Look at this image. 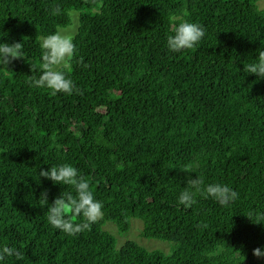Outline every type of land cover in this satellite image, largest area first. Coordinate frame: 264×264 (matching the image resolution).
Masks as SVG:
<instances>
[{
	"label": "trees",
	"instance_id": "trees-1",
	"mask_svg": "<svg viewBox=\"0 0 264 264\" xmlns=\"http://www.w3.org/2000/svg\"><path fill=\"white\" fill-rule=\"evenodd\" d=\"M259 1L0 0V37L24 52L0 68V245L22 249L23 264H264L252 254L264 249V80L243 71L264 48ZM57 4L62 14L49 15ZM72 10L68 75L83 94L52 95L30 86L39 37L68 28ZM176 12L205 35L169 53ZM62 161L103 202L102 218L74 236L46 220L42 194L52 203L66 186L38 176ZM189 175L239 196L220 206L196 193L184 208ZM134 218L144 238L175 243L170 253L117 248L105 223L128 233Z\"/></svg>",
	"mask_w": 264,
	"mask_h": 264
},
{
	"label": "clouds",
	"instance_id": "clouds-1",
	"mask_svg": "<svg viewBox=\"0 0 264 264\" xmlns=\"http://www.w3.org/2000/svg\"><path fill=\"white\" fill-rule=\"evenodd\" d=\"M61 14L62 9L58 4L49 10L51 16ZM172 19L175 23L165 42V48L169 53L192 49L204 37L203 26L198 22L184 19L182 12H176ZM2 37H0V68H8L13 60L24 57L23 43L4 42ZM39 49L40 71L38 76H32L30 86L47 89L52 95L58 93L82 95V90L68 75L71 70V58L77 51L73 30L56 26L54 31L39 37ZM84 67L87 65L85 64ZM243 71L255 75L257 81L264 80V48L260 47L256 50L255 58L249 56L243 63ZM48 165L50 166L46 170L40 168L38 176L51 181L54 186H66V188L52 203H48L47 192L42 194L47 206V223L68 236L88 230L103 216V202L94 196L88 178L71 163L62 161ZM180 170L187 171V167ZM186 184L187 186L177 196L178 205L184 208H189L195 203L196 193H200L206 199L214 200L220 206H229L239 196L238 192L227 184L221 182L205 184L202 177L197 175L195 178L189 175ZM74 217H79L80 222L75 223ZM260 219L264 220V216ZM202 227L206 228L207 225L204 224ZM252 254L255 257H264V249L257 247L253 249ZM9 260H14L15 264H23L25 260L23 250L14 245H0V264H8Z\"/></svg>",
	"mask_w": 264,
	"mask_h": 264
},
{
	"label": "rangeland",
	"instance_id": "rangeland-1",
	"mask_svg": "<svg viewBox=\"0 0 264 264\" xmlns=\"http://www.w3.org/2000/svg\"><path fill=\"white\" fill-rule=\"evenodd\" d=\"M257 5L260 9H264V0H260ZM70 15L72 21L71 25L68 28L73 30L75 36L79 27L80 13L76 10H72ZM104 229L116 238L117 248L119 249L126 242L133 241L149 251H159L165 254H169L171 249L176 245L175 243L144 238L142 236L143 221L138 218L131 219V227L128 233H120L118 231V228L111 222H106Z\"/></svg>",
	"mask_w": 264,
	"mask_h": 264
}]
</instances>
